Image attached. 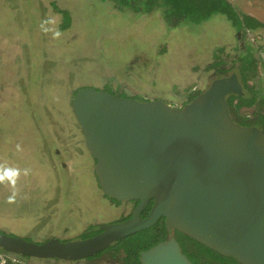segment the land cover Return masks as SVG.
<instances>
[{
    "label": "rangeland",
    "instance_id": "obj_1",
    "mask_svg": "<svg viewBox=\"0 0 264 264\" xmlns=\"http://www.w3.org/2000/svg\"><path fill=\"white\" fill-rule=\"evenodd\" d=\"M232 1L241 12L255 13L264 21V0ZM59 7L71 15L70 29L61 28L64 20L57 12ZM160 17L159 11L137 14L120 9L112 0H0V166L21 170L14 187L8 181L0 182V199L9 202L15 193L21 202L31 200L34 209L43 203L48 207L47 191L53 188L65 199L66 207L60 211L68 223L62 229L77 234L95 214L97 221L118 216V209L109 206L102 193L93 195L91 189L101 190L93 180L76 179L73 172L88 162V151L82 150L84 137L69 110L76 88L92 87L124 96L104 87L110 80L132 95L159 96L164 89L177 95L173 82L156 83V70L165 65L176 70L204 65L220 46L224 47L220 54L232 59L247 42L222 15L197 23L194 29L192 25L169 28ZM247 38L264 45V31L251 32ZM135 45L146 61L135 60V52L127 55ZM24 169H30L28 175ZM70 182L77 191L73 201ZM99 197L110 214L99 207ZM11 208H3L0 202V231L23 237L28 228L31 236H42L44 228L58 222L62 214L54 210L34 214L33 210L17 216ZM85 217L89 219L84 221Z\"/></svg>",
    "mask_w": 264,
    "mask_h": 264
},
{
    "label": "water",
    "instance_id": "obj_2",
    "mask_svg": "<svg viewBox=\"0 0 264 264\" xmlns=\"http://www.w3.org/2000/svg\"><path fill=\"white\" fill-rule=\"evenodd\" d=\"M239 83L235 74L216 79L183 107L78 88L71 109L101 190L140 203L130 219L104 224L85 239L36 243L0 231V247L78 260L164 217L167 229L241 264H264V130L233 120L226 96L241 94ZM140 259L194 264L174 238L144 250Z\"/></svg>",
    "mask_w": 264,
    "mask_h": 264
},
{
    "label": "flooded vegetation",
    "instance_id": "obj_3",
    "mask_svg": "<svg viewBox=\"0 0 264 264\" xmlns=\"http://www.w3.org/2000/svg\"><path fill=\"white\" fill-rule=\"evenodd\" d=\"M160 1L163 2V0H159V2ZM227 1L232 6L231 8H233L236 11L238 16L242 20L241 27L238 28L235 25L234 21L229 18V15L227 13H222V12L215 13L206 20L214 18L217 15L224 16L228 20L230 25L234 27L235 29V30L233 29L235 31L234 33H237L238 37H240V34H241L243 36L241 40L247 41L244 44V46L240 49L239 54L237 53L236 55L233 56L234 58L230 59V57L226 55L225 57H223V55H221L220 52L223 51L224 47L220 46L214 51L216 52L214 54V58L211 59L210 61H207V63H205L204 65L198 64L192 67L191 69H188L187 67L185 68L179 67L177 70L171 68L170 66L165 65V66H162L161 69L156 70L157 74L159 73L158 77L156 74V80H157L156 83L163 86V84H166L168 82H173L172 86H174L175 88L177 87V90H178L177 95L175 94L174 91L172 90L168 91L167 89H164V92H162V94L160 93L159 96H147L146 97L145 95H138V94L132 95V94L125 92L123 87L115 84L113 81H110V80H107L108 82L104 84V87H107L109 89H115L123 93L124 94L123 97L134 98V99H137L143 102L161 100L173 107H183L186 104L190 103L199 94L206 91L211 86L210 84L213 83L214 80L224 78V77H229L235 74L238 78V81L240 82L239 84L242 87L241 94L230 93L226 96V100L229 106V111H230V114L233 120L241 125L256 126L264 130V45L260 43L257 46L254 42L255 38L246 39V37L250 35L251 32L264 31V21L255 13L245 11V10L241 12V10L237 8L238 6L232 0H227ZM119 8L120 9L126 8L127 10H130V8H127V7H119ZM57 9H58L57 12L62 13L63 20H64V22H62L61 28L62 29L69 28L72 22L70 13L68 12V10L61 9L60 7ZM166 9H168L167 6H164V7L157 6L156 8L151 9L149 13L159 11L161 14L160 18L163 21H166L169 28H173L175 26H184V25H192L193 26L192 28L193 29L195 28V25L197 24L196 22L193 23L191 21H181L183 23L175 24V21H176L175 15L166 17L165 16V13H167ZM135 13L145 14V13H139V12H135ZM247 17L254 19L256 22L260 23V25L255 24L257 26H253V27L251 25L249 26L247 22L248 21ZM222 20L224 21V19ZM244 35H245V38H244ZM229 39H232V38H229ZM135 46H136L135 49L132 48V49L127 50L126 52L127 55L128 54L131 55L133 52H135L136 54L135 60L138 59V60L146 61L147 59L145 55H142L143 53L138 50L137 45ZM142 72H144V70ZM141 75L142 77H144V74H141ZM206 76H208V78ZM135 78H138V77H135ZM205 78L207 80H205ZM196 80L201 81V83L199 81L198 83H195ZM181 86L182 88H179ZM78 88L79 87L76 88L75 94ZM75 94L72 99H74ZM174 95H176L178 99H174ZM72 101H71V105H72ZM71 105L69 104L70 116L71 118L75 119L72 113ZM85 148H86V151H88L84 143V147H82V150H84V153H85ZM87 153L88 154L85 153V156L88 162L81 164L84 167H81L78 170L73 171V172L75 173L76 179L79 178L80 176H83V178L87 177L89 180L91 181L93 180L95 182V185L99 186L98 179L95 175L94 165H93L95 163V159L91 155H89L90 154L89 151ZM74 181H75L74 183L76 186V180ZM71 182L69 183L70 185L69 189L70 190L72 189V194L74 196H72V198L70 199L71 201H73V199L77 196V191H74L76 189L75 187L71 186ZM21 185H25V183H21ZM94 189H91V191H93V195L94 194L101 195L102 193V197H103L102 199L103 200L105 199L108 203H110L109 206L118 209V212H119L118 216L107 217V218L105 217L104 220L97 221V219L99 218H98V215L95 214L96 218L93 215L91 218L92 221L90 222L88 221L87 226H85L82 230H80V233L78 234L71 233L70 229L68 228L62 229L63 224L68 223L67 221L63 222L62 220L63 205L64 207H66V205L64 204L65 199L61 193H58V195L55 194L53 191V188H50L47 191V194H49L48 196L50 197V201H48L49 202L48 207H46L47 205L43 203V206L40 204V208L34 209L31 207V205L33 204L31 200L27 202L26 200L22 199V202H21L19 198L20 194H19V197L18 196L15 197L14 202L12 203H9L7 199L4 200L3 197L0 199V202H1L2 207L5 209H6V205L12 206L11 209L16 210L19 213L17 216H20V215L26 216L27 212H30L33 210H34V214H37L39 212L42 214H45V213L51 212L52 210H54L55 212L62 211L61 216L58 218V222L52 221L51 223H49V226L46 229L44 228L43 235L41 234L43 237L40 235L37 236L38 238L35 236H31L29 234L28 227H27L28 228L27 232L25 233L27 234L28 238H30L28 239L29 241H33L36 243L45 242L53 237L59 238L60 241H72L70 239L69 240L66 239V237L77 236L75 240L85 239V238H88V237H91V236H94L100 233L102 231V225L104 226V224L120 222V221L130 219L133 213L135 212L137 206L140 203L139 200H133V199L118 200L110 195H106L102 190H99L98 187ZM96 190H98L99 192H97ZM14 194L15 193H12V195ZM53 196H54V199H53ZM60 198L63 199L62 205L60 204V201H59ZM102 199L101 197H99L98 201H101L99 202L100 203L99 207H104L101 210H106V212L110 214V212L108 211L109 208H106L103 205ZM153 202H154L153 200H150L147 206L141 210L140 216L142 218H146L149 215ZM23 206H27V209ZM72 215H75L77 218H79L80 216L76 214H72ZM51 216L52 215H50L49 217ZM85 218H83L84 221L89 219L87 217ZM164 220H165L164 217H162L153 226L145 228V229H150V231L156 234H160L157 229L158 227H160L159 225L164 224L165 229L167 230V233L165 234L164 238L160 239L155 244L159 243L160 241H166L169 238H174L179 242L182 251L186 255L187 253L184 251V248H187L190 251L194 250L193 249L194 247L193 238H190L189 236L183 233H180L179 231L175 229H171V230L167 229ZM84 221H83V224H86ZM28 225L29 223L27 224V226ZM145 229H142L136 233L130 234L126 236L125 238L117 239L107 248H104L103 250L95 253L92 256L84 257L78 260H64V259H60L56 257L41 258V257H32V256H26V255L24 256L22 254L14 253V252H11L9 250H6L0 247V264H142L141 259H140L141 253L144 250H147L150 247L154 246L155 244L147 247L146 249H140L138 252H137V249L135 251L129 252L125 244L129 243V244L135 245L136 243L134 242V240L129 241L128 239L134 238L136 235H139V233H141ZM74 230H79V229L74 227ZM13 236H16V235H13ZM16 237H23V236H16ZM26 237H23V238L27 239ZM61 237L65 239H62ZM130 253H133V254L130 255ZM192 262L194 263V261Z\"/></svg>",
    "mask_w": 264,
    "mask_h": 264
},
{
    "label": "trees",
    "instance_id": "obj_4",
    "mask_svg": "<svg viewBox=\"0 0 264 264\" xmlns=\"http://www.w3.org/2000/svg\"><path fill=\"white\" fill-rule=\"evenodd\" d=\"M119 7H127L130 10L139 12V13H149L151 9L156 8L157 6H167L168 9L165 16L176 17L175 24L183 23L181 21H191V22H202L208 19L215 13L222 12L227 13L229 18L232 19L235 25L239 28L242 26V20L236 13V11L231 8L227 0H112ZM249 26H257L260 23L256 22L254 19L247 17ZM257 24V25H255ZM158 232L156 234L150 229H145L139 235H136L134 238L128 239L129 241L134 240L136 243L129 244L126 243L125 246L129 252H137L140 249H146L147 247L155 244L160 239L164 238L167 230L165 229L164 224L159 225ZM189 238V237H188ZM194 247L192 251L184 248V251L187 253L188 257L194 261L196 264H241L231 255H222L211 248L199 243L194 240ZM139 247V248H138ZM133 253H130V255ZM138 255V253H137Z\"/></svg>",
    "mask_w": 264,
    "mask_h": 264
},
{
    "label": "clouds",
    "instance_id": "obj_5",
    "mask_svg": "<svg viewBox=\"0 0 264 264\" xmlns=\"http://www.w3.org/2000/svg\"><path fill=\"white\" fill-rule=\"evenodd\" d=\"M29 172L30 169L23 170L24 175H28ZM20 175L21 170L19 168L0 166V182L8 181L14 187L16 180L19 178ZM14 199V195L12 197H9V203L14 202Z\"/></svg>",
    "mask_w": 264,
    "mask_h": 264
}]
</instances>
